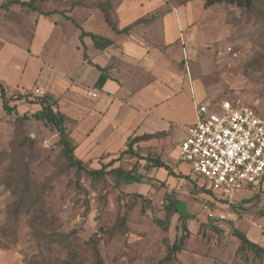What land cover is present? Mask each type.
<instances>
[{
	"label": "rangeland",
	"instance_id": "obj_1",
	"mask_svg": "<svg viewBox=\"0 0 264 264\" xmlns=\"http://www.w3.org/2000/svg\"><path fill=\"white\" fill-rule=\"evenodd\" d=\"M34 1L36 8L50 16L19 6L0 12V35L8 39L0 36L7 43H3L2 57L13 56L20 65L8 64L17 72L3 70L7 81L1 83L8 87L7 97L51 96L67 116L75 155L87 169L99 170L116 161L109 170L121 167L143 179L123 186L112 176L92 180L70 169L56 132L43 122L23 119L39 108L21 103L17 113L8 115L0 97V264H97L95 243L103 264H157L166 256L168 245L182 235L180 216L174 208L167 230L157 225V221L166 220V206L172 200L180 203L182 213L193 216L186 221L190 236L178 255L180 264H264V258L261 261L252 253L238 254V241L232 235L236 228L264 247V182L256 190L236 193L231 201L223 200L218 193L205 192L204 182L178 157L187 128L196 119L187 94L169 118L172 127L155 133L151 140L134 144L137 156L127 153L138 137L135 133L121 136L123 129L115 127V131L111 125L109 136L104 132L97 136V121L87 113L94 96L89 83L76 80L83 73L79 67L85 50L79 40L81 31L68 19H73L76 9L81 10L85 13L82 19L93 16L89 24H80L84 32L110 38L112 31L102 17L101 6L116 27L120 16L117 10L126 1L144 11L150 4L153 10L147 18L172 14L177 22L190 14L181 29L185 40L179 38L175 45L182 47L183 54L174 66L175 75L190 81L191 67L195 78L204 68L198 63L207 64V71L199 78L204 97L218 104L229 102L238 110H254L264 118V0H253L251 12L233 6L205 10V0ZM41 20L56 32L52 35L54 29L45 24L41 38L34 42ZM142 27L146 26L132 27L129 33ZM50 35L48 51L56 45L60 53L49 56L40 70L36 62L27 65L26 58L34 57L31 43L38 50L43 37ZM185 49L190 51L187 56ZM188 88L185 86L186 92ZM75 102L84 114L73 116L68 111ZM147 156L163 161L177 177L151 168L141 160Z\"/></svg>",
	"mask_w": 264,
	"mask_h": 264
},
{
	"label": "crops",
	"instance_id": "obj_2",
	"mask_svg": "<svg viewBox=\"0 0 264 264\" xmlns=\"http://www.w3.org/2000/svg\"><path fill=\"white\" fill-rule=\"evenodd\" d=\"M152 10L150 4L146 6L144 11V8L136 6V4L130 1L123 2L117 10L120 15L119 21H117L119 22V27L117 28L123 30L131 26L139 19L149 15ZM81 15L83 16L85 13L81 12V10L77 11L76 9L74 17L72 21H70L76 28L77 25L80 26V24H89L88 22L93 18L92 16L89 20H85L82 19L83 17ZM189 15L190 14L186 13L187 18L178 19L177 22L172 14L156 18L151 25L145 28H137V30L128 34L116 35L111 28H109L112 31V37L104 38L111 40L114 45L104 52H100L93 47V54H91L89 46V41L92 43L91 40L89 38L87 42L83 40L85 47H87L86 54L89 61L84 59L83 53V65L82 67L79 66L83 69V73H81L79 79L76 78V80L83 84L89 83L90 92L93 96L95 95L90 98L94 103L87 113L90 115V118L92 117L97 121L95 122L97 136H100V132H104V136H109V133H111L109 129L111 127L112 130L115 127L123 129L120 134L121 136H128L135 133L134 135L141 137L144 135H154L157 132H164L166 128L173 126L169 123V118L172 119L173 113L179 110L184 94L191 97L194 110L195 101L201 102L206 99L213 100L204 97V91L199 81L201 75L208 69L207 64L198 63L204 65V68L195 78L192 75L191 67L190 76L192 80L190 79V81L184 78L180 79V77H177L174 73L176 62L180 61L183 57L182 47L175 46L176 41L179 38L185 40L181 29L184 27L183 25L184 22L186 23V19L187 22H189ZM102 17L104 19V16ZM45 24H47L50 29H54L46 20H41L36 35L34 34V42L35 40L37 41L38 37L41 38V29ZM157 26L160 31L156 30ZM80 27L82 28L83 26ZM77 30L80 31L78 28ZM55 32L56 30L54 29L52 35H54ZM87 33L94 34V32L89 31H87ZM52 35L48 38L43 37L44 40L40 42L41 45L38 50H35V46L31 43V54L34 57L29 56L26 58L27 65L31 62H36L38 64L37 69L40 70L41 66L44 65V61L51 58L49 56L54 53H60L56 45L55 49L52 48L50 52L48 51L51 47L50 39ZM1 37L8 41L7 37ZM3 39H0V77L2 76V78H0V83H4V80L7 81L2 75L3 70L7 68L13 70L11 68L12 65H8L9 63H15L16 67H20L19 61H15L13 56L3 55L2 57V50L6 47L5 44H7ZM3 43L5 44L3 45ZM76 48L79 50L78 47ZM38 52L42 54H38ZM184 53L187 56L186 53H190V51L185 49ZM96 66H100L101 68L110 66L109 80L102 90L95 88V84L100 76V71ZM36 73L37 70H35V75ZM185 86H189L188 92H186ZM6 88L8 89V87ZM78 103L79 102H75L71 104L73 107L68 110L73 112V116H75V113L80 116L84 111ZM68 111H65L67 115H69ZM195 121L191 123V125L194 124ZM114 130L116 131V129ZM118 132L121 131L119 130Z\"/></svg>",
	"mask_w": 264,
	"mask_h": 264
},
{
	"label": "trees",
	"instance_id": "obj_3",
	"mask_svg": "<svg viewBox=\"0 0 264 264\" xmlns=\"http://www.w3.org/2000/svg\"><path fill=\"white\" fill-rule=\"evenodd\" d=\"M13 6H19L21 9H27L37 12L44 16H50L49 14H44L43 12H41L40 9L36 8L34 0L31 1L8 0L4 3H0V12L1 11L9 12ZM223 6H233L238 9L251 12L254 9V1L253 0H205L204 1L205 10L217 11L219 8ZM100 10L103 13L105 22L116 35L128 34L131 31L132 27H136L138 25H145V26L151 25V23L154 22V20L156 19L155 17L154 18L148 17L149 18L148 19L146 16L139 19L131 26H128L123 30H119L112 23L108 11L102 8V6ZM68 19L69 21H72L71 18ZM77 28L81 31L80 41L82 43V47H84L85 49L84 59L86 61H89V58L86 54V47L83 42L85 38H89L93 44V47L100 52H104L114 45V43L107 38H104L96 34L84 32L82 28L78 25ZM96 68L100 71V76L95 84V88L102 90L106 82L109 80L110 66L105 68L96 66ZM0 97L2 100V108L5 111V113H7L8 115L17 113L19 104L21 103L29 104L30 106L39 108L37 112L31 115L24 116L23 119L27 121L34 119L36 121L43 122L46 127L53 129L56 132L58 138V144L62 149L61 151L62 155L65 158L68 167L70 169H76L78 172H83L92 180H102L106 177L112 176L113 178L116 179V181L119 182L120 185L123 186H130L133 184L140 183L142 181L143 177L141 175H138L132 171L128 172L126 170H123L121 167H115L109 170L111 167H113L116 164V161H112L109 164L102 166V168L99 170L87 169L85 164L81 160H79L75 155L76 148L72 144L70 131L67 128V116L64 113H62L58 101L52 98L51 96H47V95L37 96L34 94H28L17 97L12 96L11 98H8L5 87L3 86V84L0 83ZM153 138H154L153 135H144L135 138L130 143L129 150L127 151V153L131 156H137V154L133 152L134 144L148 141ZM141 160H144L146 164L149 165L151 168L163 169L166 172H168L169 176H173L175 178L177 177L174 174L173 170L160 159L147 156L145 157V159L141 158ZM25 187L27 188L26 191H28L29 188L28 183L25 184ZM205 192L213 193L212 190H208V189ZM221 198L225 201L227 200L223 196H221ZM242 203H249V202L244 201ZM178 206H180V203L177 200H172L166 206V218H165L166 220L157 221V225H159L162 229L167 230L168 222L170 221L172 214L171 209L174 208V212L179 214L180 216V220H181L180 228L182 229V235L178 236L172 244L168 245L166 256L163 259H161L157 264H180L178 261V255L183 251L185 242L190 236L188 228L186 227V221L188 219H193V216L182 213L181 210L178 208ZM232 235L238 241V249H237L238 254L243 255L245 253H252L259 260L261 261L263 260L264 247H261L258 244L250 241L245 234H243L236 228L232 229ZM94 248L97 254V264H103L102 259L100 258V255L97 252V243H95Z\"/></svg>",
	"mask_w": 264,
	"mask_h": 264
},
{
	"label": "built area",
	"instance_id": "obj_4",
	"mask_svg": "<svg viewBox=\"0 0 264 264\" xmlns=\"http://www.w3.org/2000/svg\"><path fill=\"white\" fill-rule=\"evenodd\" d=\"M194 105L196 121L187 128L179 160L229 201L238 192L258 189L264 180V118L226 101Z\"/></svg>",
	"mask_w": 264,
	"mask_h": 264
}]
</instances>
